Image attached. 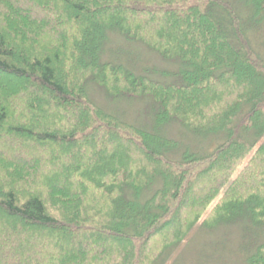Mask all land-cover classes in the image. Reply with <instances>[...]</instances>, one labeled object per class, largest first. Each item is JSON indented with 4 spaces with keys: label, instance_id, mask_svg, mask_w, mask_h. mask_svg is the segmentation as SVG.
Returning a JSON list of instances; mask_svg holds the SVG:
<instances>
[{
    "label": "trees",
    "instance_id": "obj_1",
    "mask_svg": "<svg viewBox=\"0 0 264 264\" xmlns=\"http://www.w3.org/2000/svg\"><path fill=\"white\" fill-rule=\"evenodd\" d=\"M110 32L179 68L110 61ZM87 85L150 96L154 128ZM173 121L225 139L182 153ZM263 141L264 0H0V264H163L212 204L203 226L251 227L264 264Z\"/></svg>",
    "mask_w": 264,
    "mask_h": 264
},
{
    "label": "rangeland",
    "instance_id": "obj_2",
    "mask_svg": "<svg viewBox=\"0 0 264 264\" xmlns=\"http://www.w3.org/2000/svg\"><path fill=\"white\" fill-rule=\"evenodd\" d=\"M108 36L105 54L108 52L111 56L107 54L105 58L123 63L137 74H147L153 79L168 82L170 73L179 68L176 61L162 57L157 51L140 41H123V38L121 39L120 35L114 32H110ZM87 90L93 100L104 110L139 127L149 130L154 128L156 108L150 96L110 97L103 88L94 85H87ZM160 131L167 137L178 140L182 153L190 148L200 154H208L220 144L219 140L223 138L221 140L223 142L225 139L224 132L199 136L186 130L177 121L163 125ZM245 163L246 161L238 166L234 175L243 168ZM213 207L214 204L206 209L201 220L194 226L184 242L169 249L168 260L163 264H246L250 246L248 242L254 241L252 237L254 231L249 226L244 228L242 223L204 227L203 221ZM158 264H161L160 261Z\"/></svg>",
    "mask_w": 264,
    "mask_h": 264
}]
</instances>
